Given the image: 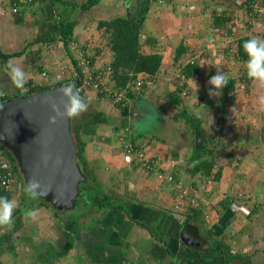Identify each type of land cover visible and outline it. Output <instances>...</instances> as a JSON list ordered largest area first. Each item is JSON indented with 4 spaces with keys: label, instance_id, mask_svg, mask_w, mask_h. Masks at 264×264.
<instances>
[{
    "label": "crops",
    "instance_id": "1",
    "mask_svg": "<svg viewBox=\"0 0 264 264\" xmlns=\"http://www.w3.org/2000/svg\"><path fill=\"white\" fill-rule=\"evenodd\" d=\"M250 1L260 0L247 2ZM224 2L153 0L140 38L143 54L163 57L160 71L149 75L153 85L132 100L126 117L121 110H114L108 99L87 90L85 98L94 111H86L85 117L79 116L76 122L72 118L74 126L96 111L107 116V122L98 127L94 138L87 140L84 162L80 163L82 170L86 168L90 177L98 181L113 205L100 208L98 203L85 202L67 214L56 213L42 204L39 197L30 199L24 190L26 184L22 187L18 182L9 194L2 195L14 199L17 207L12 227H0V264H264V175L248 177L243 162L230 161V157L220 158L223 169L216 182L190 173L197 163H192L197 145L207 144L205 138L213 136L212 127L218 124L216 104L223 98V90L219 97L208 95V80L226 65L217 55L224 41L227 54L238 45L230 44L222 35L214 43L220 44L219 48L211 45L210 49L207 45L218 7L227 9L231 16L244 14L238 0H234L232 8L229 4V10ZM81 4L82 0H36L22 4L0 0V52L12 56L9 60L23 68L28 85L39 87L69 80L80 60L87 57L93 59L95 67L111 65L113 53L108 51L98 24L129 16L132 10L126 0H103L88 12L82 11ZM124 8L126 14H119ZM208 9L214 15L209 24ZM111 10L118 14L107 17ZM67 21L76 23L68 48L60 39L56 44L43 42L53 25ZM93 35L106 44L100 41L101 46L96 44L97 49L90 52L84 42L96 43ZM243 37L247 36L240 38ZM180 46L188 51L177 62L175 56ZM205 48L210 49L213 58L199 56ZM190 51H198L195 57L202 69L200 74L186 79L182 69L189 62ZM7 71V62L0 56V84L5 88L0 100L24 91L11 86ZM147 107L158 118L154 133L137 131L135 122L143 118ZM141 142L160 157L163 172L182 182L188 197L181 196L176 182L159 179L137 164L124 161L125 144ZM255 142L252 139L249 145L252 147ZM226 201H231L233 215L223 225ZM234 204L244 206L249 214L234 212ZM28 209L38 210L35 221L25 216Z\"/></svg>",
    "mask_w": 264,
    "mask_h": 264
},
{
    "label": "trees",
    "instance_id": "2",
    "mask_svg": "<svg viewBox=\"0 0 264 264\" xmlns=\"http://www.w3.org/2000/svg\"><path fill=\"white\" fill-rule=\"evenodd\" d=\"M36 1V0H35ZM103 0H82L81 9L83 12L91 11L94 7L99 6ZM15 4H22V0H13ZM153 0H126V4L131 8V14L125 17H117L111 20L100 21L98 24V29L103 31V38L107 40V45L113 53V60L111 62L110 67L113 69L114 73V83L113 86L115 88L124 89L127 85L133 81H135L138 75L144 73L148 75L157 74L162 66L163 57L161 54H151L145 55L141 52V43L140 38L142 35L143 28L145 26L147 16L151 9ZM231 4H234V0L231 1ZM131 5V6H130ZM229 10V6L227 7ZM224 10V9H223ZM222 10V12H223ZM228 14V13H227ZM231 21L230 16H226L222 13H216L213 21V26L215 28L223 29L227 26V24ZM264 21V20H263ZM76 27V23L74 22H61L59 24L53 25L51 27L52 32L49 33L43 42L46 43H57L60 39L65 45L66 48L69 47V44L74 39V29ZM245 36V35H242ZM241 36V37H242ZM251 37H243L240 38L237 42V51L233 53V56L238 62H245L248 59L247 54L244 52L243 44L246 40ZM39 41V40H38ZM187 49V48H186ZM183 46H180L177 49V53L175 56V61H179L182 56L187 53ZM0 56L5 62H8L12 57L10 55H5L0 52ZM93 62V59L90 58ZM201 65L197 63L187 64L183 66L182 74L186 79H191L196 75L201 73ZM78 72H82V68L79 65L77 69ZM251 81V79L247 76V68H242L239 78L230 77L229 84L223 88V98L217 102V120L218 124L213 126L212 128L215 130L213 132V136H207L205 140L207 144H203V142L197 145L196 149V157L192 163H195V166L190 173L193 176L201 174L205 180L218 181L221 178V170L223 169V163L220 162V156L222 155L223 150L226 149L225 142L223 141V136H225V130L228 129L231 123L230 118V107L236 105V101L238 100L239 95V83L242 81ZM69 82H74L79 89L80 95L85 98V92L89 90L85 87L83 82V78H70L66 81H58L53 82L49 85H43L39 87H32L31 85L26 84L23 88L24 91L17 92L15 94H11L7 97H3L0 102L26 97L28 95L38 93L41 91L49 90L52 88H56L59 86H63ZM131 92V97L138 98L143 92L139 95ZM102 99H108L106 95L99 94ZM114 107L121 110L123 116L126 117L129 114L130 108L121 107L120 105L114 104L111 100H109ZM106 115L103 112L96 111L89 115L87 120L82 121L78 125L72 126V118H71V131L77 145V153L79 156V162L83 161V152L85 150V146L87 144V140H92L94 136L97 134V129L100 125L105 124L107 122ZM194 119V118H191ZM195 120V119H194ZM229 126H228V125ZM205 133V132H204ZM205 145V146H204ZM0 150L6 156V158L11 162L13 167L15 168V176L18 181L20 177H22V173L19 170L17 162L12 155V153L6 149L2 144H0ZM80 163V166H81ZM82 170V168H81ZM83 174L86 177V181L79 186V195L74 203L75 210L78 205L84 204L85 202L95 204L98 203L100 208L106 207L109 205H113L112 201L105 196L102 192L101 186L98 181L90 177V174L86 168ZM25 184V182H24ZM94 189L91 191V189ZM4 195V194H2ZM0 195V197H2ZM6 196V195H5ZM42 204H45L58 213L59 210L52 206L50 203L45 200L39 198ZM231 201L225 202V215L222 217L223 225H226L227 220L233 213L230 210ZM70 211V210H67ZM196 213V212H195ZM195 218L197 216L195 215Z\"/></svg>",
    "mask_w": 264,
    "mask_h": 264
},
{
    "label": "water",
    "instance_id": "3",
    "mask_svg": "<svg viewBox=\"0 0 264 264\" xmlns=\"http://www.w3.org/2000/svg\"><path fill=\"white\" fill-rule=\"evenodd\" d=\"M62 87L0 102V144L14 156L25 184L33 177L41 183L47 195L39 198L59 210H72L86 177L71 119L50 123L53 102L63 111L59 91Z\"/></svg>",
    "mask_w": 264,
    "mask_h": 264
},
{
    "label": "rangeland",
    "instance_id": "4",
    "mask_svg": "<svg viewBox=\"0 0 264 264\" xmlns=\"http://www.w3.org/2000/svg\"><path fill=\"white\" fill-rule=\"evenodd\" d=\"M224 1L225 2L223 6H229L230 4L231 8L233 7V5L231 4V1L233 0H229V1L224 0ZM238 1H241V0H238ZM160 4H162V2H160ZM160 4L158 6H161ZM223 9L224 8L222 7H218L217 12L222 13L224 15H226L225 13H229L227 9H224V10ZM112 11L113 10L109 12L107 17H110V16L114 17L115 15L118 14L117 10H114V12ZM103 12L106 13L107 10H104ZM119 14H126V9L125 8L124 10L120 9ZM206 14H208L206 22L209 24V22H211V20L214 17L212 13V9L206 10ZM235 21H237V23L240 26L241 34L244 35V33L247 30L246 23L244 24V22L246 21V18L244 17L243 14L241 15L239 13L238 16L236 15ZM97 36L94 37L93 35V37L96 38L95 39L96 43L94 44L92 41L90 42V40H87V41L83 40L85 41L84 44L89 46L90 52L97 49L96 44L97 45L100 44V46L102 44L100 43V41L102 40H97ZM247 36L264 38V24L262 26L257 25V28L255 29L253 34L249 35L248 33ZM225 44L226 42L224 41L220 47L221 48L220 53H218L217 55V59L222 60V63L226 62L225 67H223L221 70L223 72H228V74L231 73V76L229 75V77L239 78L241 70L242 68H245L246 64H243L242 62H238L233 56V53H236L237 50L233 49L234 52L230 54H227L226 52H224L223 47L226 46ZM207 45H209L208 47L212 49L211 45L212 46L217 45V47L219 48L220 44L219 45L210 44L208 42ZM107 47L109 49L108 51H111L108 45ZM206 48L204 49L203 51L204 53H202V55H200L198 51H190L188 55V61L189 59H191L192 54L193 56L199 54V56L201 57L211 56V58H213L209 51L210 49L206 50ZM211 52L213 54L214 51H211ZM204 77L206 78L207 76H204ZM238 87L240 90L239 95H238L239 104L233 107L236 109L233 110L232 115H230L231 123H230V126L227 124L229 127L228 129L225 130V136H223V141L225 142V145L227 148L226 150H223L222 157L220 158L221 160H224L230 157L229 158L230 161H233V160L235 161V159L237 160L240 159L243 162L242 165L244 166L243 168L244 173L248 174L247 175L248 177L249 175H251L252 177L254 176V174L257 176L259 175L263 176L264 175V104L261 103V97H264V87H261L259 84H257V82H254L252 80L242 81L241 83H239ZM84 99L86 102H89L88 99L86 98ZM88 105L89 107H88L87 112H93L94 111L93 105L90 106L89 103ZM112 108L114 110H118L116 107H114V105L112 106ZM82 116L85 117L84 114L81 115V117ZM77 118H74V122H76ZM156 122L158 123V118L156 117V115H153L152 110L150 111L149 108L147 107L146 113L143 114V118L140 121H137L135 123H136V127L138 128L137 130L138 132L143 133V131H153L154 133L157 131L155 127ZM144 128L147 130H145ZM237 139H241L240 140L241 142L239 143L238 141L237 143L236 141ZM252 139H256V142L251 147V145H249L250 144L249 142L252 141ZM21 176L22 177H20L18 181L16 180V184H15L16 186H18L17 184L18 182H20L21 186L23 187L25 180H24L23 175ZM263 187H264V184H263ZM93 189H94V185L91 191Z\"/></svg>",
    "mask_w": 264,
    "mask_h": 264
},
{
    "label": "built area",
    "instance_id": "5",
    "mask_svg": "<svg viewBox=\"0 0 264 264\" xmlns=\"http://www.w3.org/2000/svg\"><path fill=\"white\" fill-rule=\"evenodd\" d=\"M27 2H34L35 0H22ZM241 0L238 1L240 6L244 7V17L246 18V32L244 35H252L257 25H263L264 19V0L250 1ZM15 12L18 11V7L13 9ZM226 16L231 17V21L223 29H214L211 36H209L208 42L214 44L217 41V36L226 38L227 42L230 44H237L239 38L243 35L240 32V26L237 23L236 16H231V14H226ZM238 16V15H237ZM219 41V40H218ZM217 41V42H218ZM195 55L189 60L188 64H194L196 62ZM80 67L82 72L76 71L71 78H83L85 87L92 90L98 94L106 95L109 100L114 104L120 105L121 107H131L133 98L131 97V92L139 95L144 92L145 89L153 85V77L149 75H140L137 79L127 85L124 89L115 88L114 83V73L110 66L107 67H95L93 66L90 58H83L80 60ZM132 93V94H133ZM124 161L127 164H137L145 172L154 173L159 179H166L170 183L176 182L174 177L163 172L162 167L159 164L160 157L152 153L151 147L143 142L141 143H128L124 147ZM16 176L15 168L11 162L6 158L3 152L0 150V195L9 194L15 187ZM177 188L180 189L181 196L183 198L188 197L189 192L185 189L182 182H176ZM192 204H196L195 201ZM234 212H242L244 214H249L244 206H239L234 204L232 206Z\"/></svg>",
    "mask_w": 264,
    "mask_h": 264
},
{
    "label": "clouds",
    "instance_id": "6",
    "mask_svg": "<svg viewBox=\"0 0 264 264\" xmlns=\"http://www.w3.org/2000/svg\"><path fill=\"white\" fill-rule=\"evenodd\" d=\"M131 6V5H130ZM244 52L247 54L248 59L245 62L247 68V76L254 82H258L261 87H264V38L252 37L246 40L243 44ZM7 75L10 78L11 86L18 89H23L28 82L27 73L22 67L15 64L13 60L7 62ZM229 74L217 69L215 75L211 76L208 84L211 86L208 95L210 97H219L222 95V90L229 84ZM62 95L61 107L56 103L51 104L53 116L50 117V123L56 124L58 119H71L83 115L88 110V103L80 95L79 89L74 82H69L59 90ZM5 95L4 85L0 84V97ZM261 103L264 104V97H261ZM3 105H0V110ZM235 108H232L233 112ZM25 192L31 198L45 197L46 192L42 190L41 183L33 178L27 179ZM17 207L14 199L10 200L7 197H0V227L11 228L13 220V212ZM25 216L33 221L37 219L38 210L28 209L25 211Z\"/></svg>",
    "mask_w": 264,
    "mask_h": 264
},
{
    "label": "flooded vegetation",
    "instance_id": "7",
    "mask_svg": "<svg viewBox=\"0 0 264 264\" xmlns=\"http://www.w3.org/2000/svg\"><path fill=\"white\" fill-rule=\"evenodd\" d=\"M67 210H62V211H60V212H66ZM68 213V211L66 212V214Z\"/></svg>",
    "mask_w": 264,
    "mask_h": 264
}]
</instances>
